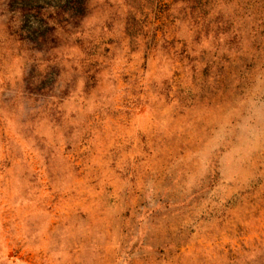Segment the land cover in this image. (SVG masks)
Wrapping results in <instances>:
<instances>
[{
  "label": "rangeland",
  "instance_id": "1",
  "mask_svg": "<svg viewBox=\"0 0 264 264\" xmlns=\"http://www.w3.org/2000/svg\"><path fill=\"white\" fill-rule=\"evenodd\" d=\"M0 264H264V0H0Z\"/></svg>",
  "mask_w": 264,
  "mask_h": 264
}]
</instances>
